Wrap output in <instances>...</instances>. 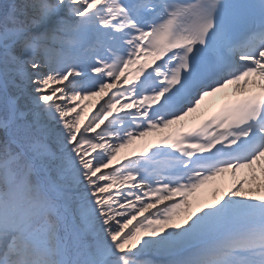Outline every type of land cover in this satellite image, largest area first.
<instances>
[{
    "label": "snow or ice",
    "instance_id": "1",
    "mask_svg": "<svg viewBox=\"0 0 264 264\" xmlns=\"http://www.w3.org/2000/svg\"><path fill=\"white\" fill-rule=\"evenodd\" d=\"M262 162L264 0H0V264H264Z\"/></svg>",
    "mask_w": 264,
    "mask_h": 264
},
{
    "label": "rangeland",
    "instance_id": "2",
    "mask_svg": "<svg viewBox=\"0 0 264 264\" xmlns=\"http://www.w3.org/2000/svg\"><path fill=\"white\" fill-rule=\"evenodd\" d=\"M94 99H98V98H94ZM94 111L95 109L91 106H89L86 109V112L88 113H93ZM161 134L162 132H152L147 137L134 141L133 145L129 146L127 150L125 149L126 153L131 156L132 153H138V152L143 151V150H140L139 148H136V146L138 144H141L144 147L145 145H147L148 142L154 141L156 138H158L157 136ZM132 149H134L135 152L131 151ZM220 180L221 178L218 177L213 181H209L208 184H206L200 190H198L197 193H195L192 197H189V199L192 201L193 207H195L197 204H204L207 202L214 201V198L219 193H221L222 190H224V186H220Z\"/></svg>",
    "mask_w": 264,
    "mask_h": 264
},
{
    "label": "bare ground",
    "instance_id": "3",
    "mask_svg": "<svg viewBox=\"0 0 264 264\" xmlns=\"http://www.w3.org/2000/svg\"><path fill=\"white\" fill-rule=\"evenodd\" d=\"M231 86H233V85H231ZM231 86H229L225 90H222V91L214 94L213 96L207 97L206 100L202 104L201 110L198 113L192 114L189 117L185 118V120L182 122V124L184 123L185 127H191V126L197 125L200 120L205 119L210 114L217 111L219 109V107H218L216 101L219 99V96L221 94L226 92L228 89L230 90ZM229 95H232V94H229ZM229 95H226V96H229ZM199 115H200V117H199ZM189 122H191V123H189ZM136 148H139L140 150H144L145 146L143 147L141 144H138L136 146ZM262 163H264V162H262ZM257 166H259V165H257ZM246 173H247V170L238 171L236 173L235 179L238 180V178H244ZM257 175L259 176L260 180L264 181V175H262L260 173V171H258ZM232 182H233V177H232L231 173H230V177H227L226 173L222 175V183L224 184L225 189H228L229 186L232 184Z\"/></svg>",
    "mask_w": 264,
    "mask_h": 264
}]
</instances>
